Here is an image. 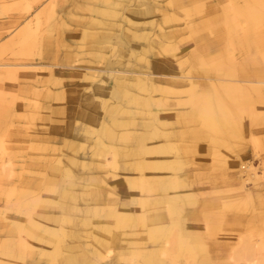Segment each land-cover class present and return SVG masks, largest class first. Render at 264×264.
<instances>
[{"label": "rangeland", "instance_id": "rangeland-1", "mask_svg": "<svg viewBox=\"0 0 264 264\" xmlns=\"http://www.w3.org/2000/svg\"><path fill=\"white\" fill-rule=\"evenodd\" d=\"M53 4L55 12L50 14ZM188 4L192 8L187 7ZM245 7L258 10L261 13L259 20L249 18ZM227 10L234 13L230 18L238 19L232 23L236 29L257 28L264 35V0L258 4L253 0H0V264L20 263V256L28 263H36L39 248L51 247L34 238L29 243L35 248L30 249L31 245L30 248L22 247L24 230L17 225L28 228L29 220L35 217L42 223L35 228L37 234L45 224L64 227L63 254L72 255L76 261L66 264H88L89 253L85 250L91 247L112 249L110 257L101 264H144L141 255L136 257L127 253L128 247L133 245L129 240L126 242L119 233L122 228L114 227L113 219L107 214L113 205L131 204L135 211L132 222L136 240L140 236L139 242L152 245L154 241L149 234L146 235V230L156 221L152 220L157 216L155 214L162 213L163 205L152 202L158 191L156 194L142 193L135 187L137 192H134L130 188L133 186H129L134 179L133 163L139 156L137 160L145 159L138 136H131L128 141H114L117 169L129 176L128 183L119 187L115 182L103 181L106 170L112 167L101 165L99 161L112 160L113 152L100 151L101 155H98L94 146L98 136L107 140L105 131L101 132L102 122L109 120L105 112L107 107L102 101L108 97H121L116 78L126 79V87L134 84L137 75L149 78L154 73L156 79L162 80L161 73L170 70L178 73L177 66L172 63L179 62L183 71L190 70L194 75L212 73L231 80H243V84L249 85L246 91L255 101L260 98L258 103L264 109V42L261 47L250 41L247 43L243 32L238 37H230ZM37 20L40 21L38 33L34 37L26 34L22 42L25 27L33 26ZM166 32L170 38L164 36ZM162 41L176 44L177 49L165 53L159 45ZM169 52L175 53L176 57ZM214 52L225 60L231 56L228 64L236 73L225 75L204 69L198 58L207 53L206 57L213 56ZM4 63L12 65L4 66ZM15 63L36 64L37 69L34 71L32 66H20L22 64L14 66ZM205 84L199 81L197 90L202 91ZM130 87L134 92L138 91L137 87ZM160 94V97H169L170 105L152 103L151 110L142 112L134 104L126 106L137 127L133 130L134 135L147 132L144 127H149L151 121L156 122V115L169 121L161 126L163 131L159 130L167 136L147 137L145 144H174L167 159L178 162L176 169L163 172L180 175L184 185L175 189L180 191L178 203L183 205L184 214L188 216L191 237L196 236L199 242L191 237L189 240L194 245L200 243L203 246L194 260L186 259L181 253L174 264H187L188 261L194 264H234L230 255L246 244L255 243L258 239L256 232H264V111L237 121L241 141L234 146L226 163L227 172L235 175L232 179L235 181L221 185L212 179L222 173L218 171L221 162L213 161L207 127L199 123L191 103L185 102L188 100L185 94L177 99L174 94ZM230 109L237 116L236 111L230 107V112ZM254 139L257 142L252 141ZM239 158L251 161L259 173L255 183H244V188L248 187L246 190L238 182L242 180L240 176L245 177L239 171ZM55 166L60 167L59 171L55 172ZM50 185L55 186L53 192L49 191ZM94 190H100V195L93 194ZM108 191L117 195H112L109 200ZM169 191L173 192V189ZM186 191L194 197L193 203H184L186 196L182 193ZM137 194H143L149 202L143 207H135ZM39 195L42 200L50 201V206L43 208L41 202L36 205L34 199ZM213 195L216 196L214 199L217 198L215 201ZM227 203H231V208ZM92 205L98 209L97 214ZM142 213L148 216L144 222L146 226L140 223ZM40 214H48L49 218ZM55 214L65 219L55 221ZM164 220L167 222L168 219ZM105 224L117 234L115 241L109 231L103 229ZM152 230L161 235L155 228ZM249 233L254 234L252 240ZM82 242L84 244L80 246ZM139 251L145 252L143 249ZM171 252L174 257L175 250Z\"/></svg>", "mask_w": 264, "mask_h": 264}, {"label": "bare ground", "instance_id": "bare-ground-1", "mask_svg": "<svg viewBox=\"0 0 264 264\" xmlns=\"http://www.w3.org/2000/svg\"><path fill=\"white\" fill-rule=\"evenodd\" d=\"M253 1L255 4H258V2L260 0H253ZM176 2L177 1H175V3ZM184 3H185V1H184ZM176 5H178V4H176ZM191 5L192 4H190V6ZM54 7H55L54 4H53V6L50 7V14H53L55 12ZM180 7L177 6V8H180ZM187 7H189V4ZM189 8H192V6ZM227 8H229V7H226V9ZM245 10H246V14H247V16H249V18H252L255 21L259 20L261 13L258 10L252 9V7L247 8V9L245 7ZM134 13H135V11L132 14H134ZM226 13H228V15H229L228 19H229L230 24H228L227 30H228V34L230 35V37H232V35H234V37L235 36L238 37V36L242 35L241 32H243L242 36L247 43H248V41H250V42L254 43L256 46L261 47L262 42H264V35H262V32L256 30L257 28H253L254 30H244V31H243L242 27L241 28L239 27V29H236V27H234L232 23H235V21H237L238 19L230 18V17H234V16H232V15H234V13L231 10H227ZM235 15H238V14H235ZM203 24H205V23L203 22ZM237 24H239V23H237ZM193 25L194 24H192L191 26H193ZM194 27H192V29H194ZM210 27H211V25H210ZM39 28H40V21L39 20H37L33 26L27 25L25 27L26 31L24 32V36L21 37L22 42H24V38H25L26 34H28V33L34 37L36 35V33H38ZM208 28H206V29H208ZM199 30L201 32V30H203V28L199 29ZM199 30H195V31L198 32ZM239 31H240V33H239ZM250 33H252V34L250 35ZM133 34L136 36V33L133 32ZM164 36L167 38L171 37L169 35V33H167V32L164 33ZM200 38H202V36H200ZM193 39H194V37H193ZM244 40H243V42H244ZM204 41H206V40H204ZM169 42L162 41L161 44H159V45H161V47L165 51V53L168 51H172L174 49H177L176 44L174 45V44H171V42L170 43ZM200 42H203V41H200ZM206 43H207V41H206ZM200 44H202V43H200ZM198 46H200V45L198 44ZM205 46L207 47V44ZM145 51L146 50L143 49V52H145ZM169 53H171V52H169ZM211 53L212 52L210 51V54ZM197 54H198V52H197ZM203 54L206 55V53H203ZM214 54H215V52H214ZM169 55L170 54H168V56ZM172 55L175 56V53ZM199 55H200V53H199ZM199 55L197 57H199ZM207 55H209V54L207 53ZM206 56L201 55L198 58L199 63L201 64L202 67H204V69L207 68V69L215 70V71L221 72L225 75H231V73L233 75L236 73V71H234L232 66H230L228 64L229 61L231 60V56L228 57L227 60L223 59L221 54H217V55L215 54L213 56L211 55L208 57H206ZM170 58H172V57H170ZM174 62H175V60H174ZM170 63H172V62H170ZM20 64H22V65H20ZM172 64L174 66H177L175 68H177L178 71H176V70L175 71L178 73H173L172 70H170L171 72H169V73H167V72L161 73V75L163 76L162 80L156 79V76H154V73H152L149 78L148 77H142L141 75H137V76H135L136 81L134 82V84H127V87H126L124 85L127 82L126 79L116 78V80L118 82L117 88L120 90V93L122 95L120 98L112 99V98L108 97L104 101H102L103 104H105L107 107L105 112L107 113L109 120L106 121L103 118V120L106 122L105 123L102 122V124H104V125L101 128V132H102V130L105 131L107 140H104L103 136H98L97 138H95L96 142L94 145V146H96V151H97V153L96 152L95 153L98 155H101L100 151H103L104 153H106L107 151L113 152V154H112L113 159L112 160H108V162H107V160L106 161L105 160L99 161V163L101 165L109 164L112 167L111 170L109 169L110 167L108 168L109 170L108 169L106 170V177L105 176L103 177L104 178L103 181L109 180L111 182H115L116 184H119V187H120V186H123L124 184L126 185L128 183L129 176H127L123 172H120L117 169V164H118L117 163V157H116L117 156V146H116V143H114V141L118 140V139L128 141V138H130L131 136H138V138L140 140V150H141V153L145 155V157H144L145 159L142 158L143 160H137L140 158V156H139L138 158H136L135 162L133 163L134 164V170H135V172H133L134 179H133V183L130 184L129 186H133L130 188H132V190L134 192L137 190L136 188H138L139 189L138 191L142 192V193L143 192H149V193L154 192L155 193L156 191H158L157 193H159V194L155 193L156 197L154 198V200L152 202L162 203L163 211L160 214L158 213L159 215L155 214L157 216H154L152 218V220L153 221L156 220V221L155 222L152 221L154 224L149 223L151 225L148 226L147 230H146V235L149 234L152 241L158 242V244L153 242L152 245H149V244H145L143 242H139L140 236L136 240V237H137L136 231L133 229L135 227V225L132 222L133 221V215L135 214V211L133 210L131 204H128L125 202L124 204H122L121 207H119L117 205H113L110 208V210L108 211L107 216L109 218L113 219V221H114L113 226L114 227L122 228V230H119V233L121 232V235L123 234V237H125L124 239H126V242L129 240V243L131 245H133V246L128 247L127 253L132 254L136 257L141 255L142 261L144 264H174L176 262V257L181 253H182V255L184 253L186 259H188V260L193 259L194 260L195 257L198 255L199 250L203 249V246L200 243L194 245L189 240V237H191V235H190L191 229L188 227V224H189V222L187 221L188 216L184 214L185 209H184L183 205L180 206L178 203V200H180V191L175 190L179 187H182V185H184L181 181L180 175H178L177 173H175V175H174L171 173L169 174V173L163 172L166 169H168V170L176 169L175 164L178 162L173 160V158L167 159V155H169L172 152V150L174 149V146H173L174 144H162V142L161 143L154 142V143H151L150 145L145 144V140L147 137H149L151 139H156V138H159L162 134L164 136H167L166 133H162L159 130L162 128L161 126L163 124H166L169 121L161 119V118H159V116L156 115V117H157L156 122H152L151 120H149V122L151 121L150 124H148L149 122L147 123L149 125V127H144L145 131H147V132H141L137 135H134L133 130L136 129L137 127H135L134 121H132L133 118L131 116V111L127 108L126 105L127 104H134L138 108L139 112H142L146 109L151 110L150 106L152 103H157L158 105H161V106L162 105H164V106L170 105L169 101H168V98H169L168 96L167 97H160L161 96L160 93H162V92H165L167 94H174L175 99H177L178 97H182V94L183 95L185 94L186 99H188L185 102L191 103V106H192L194 113L197 114V117L199 119V123L202 126L207 127V135L209 137L208 139H210V141L212 143V144H209V147H210V145L213 147L211 149V151L213 153L212 154L213 155L212 156L213 161L221 162L220 170H218V171L222 172V173L221 174L218 173L217 175L215 174L217 177L216 176L212 177L215 184H221V185H225V184H229V183L233 184V182L235 181V180L234 181L232 180L233 177H235V175L229 174L227 172L228 170L226 168L227 167L226 163L228 160L227 157L229 156L230 152L234 151V146L237 143H239V141H241L240 130H237V128H238L236 125L237 121L240 118L245 119L247 117H251L252 115H260V113L262 111H264V109H262L261 105L258 103L260 98H258L256 101L254 100V97H252V95H250V93H248L246 91L247 88H249V85L243 84L242 83L243 80H237L236 78H233L231 80L230 78H224V77H221L219 75H214L212 73L207 74V75H203V74L194 75L193 73L190 72V70L183 71L184 67H182V69H181L182 63L178 62L177 64L176 63H172ZM2 65L8 66V65H12V64L11 63H4ZM16 65H18V66L19 65L20 66H32V69L34 71L37 69L36 64L15 63L14 66H16ZM173 65H171V66H173ZM74 68L78 69L76 67H74ZM118 70H122V69H118ZM122 72H124V71H121V73ZM71 74H73V73L71 72ZM83 76L85 77V73H83ZM201 78H203V79H201ZM199 81H204L206 83L204 85L202 91L197 90V85H198ZM131 85L134 87H137L138 91L134 92L133 90H131L130 89ZM157 91L160 92L159 93L160 95L155 93ZM170 99L172 100L173 97ZM108 101H111V102H108ZM138 106H140L141 109ZM230 107H232L236 111L237 116L233 115L231 109H230L231 112L228 111V109ZM165 108L166 109H172L171 107H165ZM131 126H133V127H131ZM95 131L98 132V130H95ZM161 131H163V130L161 129ZM147 133H149V134L146 135ZM231 138H233L232 142L230 141ZM167 139H169V137ZM252 141L257 142V139H254ZM124 145H126V144H124ZM128 152H130V151H128ZM128 152H125V153H128ZM137 153L140 155V153L138 151H137ZM238 166H239L240 173H243V175H245V177H242V178L240 176V179H242V180L238 181L239 185H241L244 188V187H246L244 185L245 182H248V181H253V183L256 182V179H257V176L259 175V173L257 172V170H256L257 168L252 164L251 161L245 162L241 158H239ZM59 169H60L59 166L54 167L55 172L59 171ZM158 171H161V173H158ZM147 172L151 173V174H147ZM102 176H100V177H102ZM106 186H108V184ZM114 186L116 187V185H114ZM54 187L55 186L49 187V191L53 192L55 189ZM56 189H57V186H56ZM108 189H110V188H108ZM169 189H173V192H170ZM213 191H211V193ZM220 191H218V192H220ZM248 191H250V190H248ZM248 191H246L247 197L250 199V197H249L250 194ZM100 192H101L100 190H94V192H92V193L100 195ZM64 194H67V193H64ZM182 194L184 196H186V199H184L185 200L184 203L185 202H188V203L194 202V197L192 196V194L189 191H186ZM112 195H117V194L114 192L108 191L107 198L109 200L112 199L111 198ZM215 195H217V194H215ZM215 195H213V199H214V197H216ZM226 196L231 197L230 194H228V195L226 194ZM137 197L138 198L136 200L135 207H143L144 204H146V202H147V199H146L147 197L143 196V194H140V196L137 194ZM229 197H228V199H229ZM152 199L153 198H151V200ZM216 199H214V201ZM226 199H227V197H226ZM246 200H248V199H246ZM129 201H130V199H129ZM248 201H250V200H248ZM34 202L36 205L39 202L43 203V208L50 206V201L42 200L40 195L35 197ZM104 203L107 204V202H104ZM244 204H246V203H244ZM247 204H248V202H247ZM227 205L230 206L231 203L230 204L227 203ZM92 207H93V205H92ZM148 207H149V205H148ZM230 208H231V206H230ZM244 208H246V207H244ZM93 209L95 211V214H97L98 209L95 207H93ZM41 217L47 219V218H49V215L48 214H46L45 216L41 215ZM55 217H54L55 221L59 220V219H61V220L65 219V218H63L64 216L61 218L60 215H56V214H55ZM147 218H148V216L145 213H142L140 223L142 225L146 226L147 224L145 225L144 222L146 221ZM164 219H168L167 222ZM85 220H86V218H85ZM162 220L165 221V224L162 222ZM147 222H149V221H147ZM29 223H30V225L28 226V228L27 227L25 228V226H23V224L20 226L17 225L19 229L22 228L24 230L23 234L21 235L22 247L23 248H26V247L30 248L32 246L30 248V249H32L34 245H31L29 243L30 240H33L32 238L37 240V242H44L45 245L51 246V247L47 248L44 246V247L39 248V250H38L39 259H38V262H36V263H28L23 256H20L18 259H20L21 262L20 263L16 262L15 264H66V263H75L76 262L72 255L65 256V254H63L64 253L63 251H65V250H63L64 248H62L61 240H62L63 234L65 232H64V227L62 225H60V224H54V225L45 224L43 226L42 230L40 231V233L37 234L35 232V228H39L42 223L39 222L36 217L33 220H29ZM95 226H100V225L95 223ZM152 228H155L158 232H161V235L154 234L153 233L154 231L152 230ZM103 229L105 231H109L110 235H112V237H111L112 241L116 240L115 238L118 236L115 233V231H113V229H111L110 226L105 224L103 226ZM261 231L256 232L257 234H255V235H257L258 239L256 238L257 241L255 243L246 244L245 246L242 247V249L239 248L240 250L237 249V251H235L234 253H232L230 255V260L232 262H234V264H264V232H261ZM112 233H114V234H112ZM253 233H254V231H253ZM253 233H249L248 237H250V239H251V237L254 236ZM173 234H175V236H173ZM139 235H140V232H139ZM143 236H145V235H143ZM195 237L196 236H193L191 238L194 241L199 242V240L196 239ZM98 238H99V236H98ZM247 239H249V238H247ZM97 240H99V239H97ZM82 244H84V242H82L80 244V246H82ZM239 244L240 245L242 244V240ZM84 247H86V246H84ZM34 248H35V246H34ZM141 249L145 250V252L141 253L139 251ZM172 249L175 250L176 255L174 257H172V252H171ZM184 250H185V252H184ZM85 251L89 253V255H88L89 260L88 261L86 260L87 263L89 262L90 264H101L103 262L102 260H106V258L110 257L112 249L111 248H104V247H102L101 249L98 247H91L89 249H86ZM20 252L24 253V250L23 251L21 250ZM30 252H32V251H30ZM84 257H86V256L84 255ZM242 257H244V260H242L243 262L241 261ZM127 260H129V258H127ZM137 264H140V263H137ZM187 264H194V263L188 261ZM231 264H233V263H231Z\"/></svg>", "mask_w": 264, "mask_h": 264}]
</instances>
